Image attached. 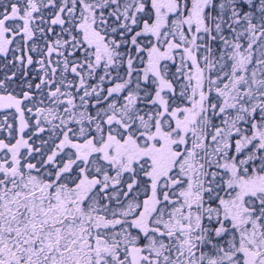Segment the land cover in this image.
<instances>
[{"label": "snow or ice", "instance_id": "6c2138e0", "mask_svg": "<svg viewBox=\"0 0 264 264\" xmlns=\"http://www.w3.org/2000/svg\"><path fill=\"white\" fill-rule=\"evenodd\" d=\"M0 264H264V0H0Z\"/></svg>", "mask_w": 264, "mask_h": 264}]
</instances>
